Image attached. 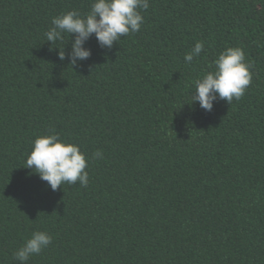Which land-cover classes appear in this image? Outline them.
Masks as SVG:
<instances>
[{"label":"trees","instance_id":"1","mask_svg":"<svg viewBox=\"0 0 264 264\" xmlns=\"http://www.w3.org/2000/svg\"><path fill=\"white\" fill-rule=\"evenodd\" d=\"M91 3L0 0V264L37 230L53 241L27 264H264V0H150L139 32L111 49L93 34L73 66L58 53L75 36L44 34ZM226 47L253 81L206 111L194 81ZM49 131L81 146L87 187L26 167Z\"/></svg>","mask_w":264,"mask_h":264},{"label":"clouds","instance_id":"2","mask_svg":"<svg viewBox=\"0 0 264 264\" xmlns=\"http://www.w3.org/2000/svg\"><path fill=\"white\" fill-rule=\"evenodd\" d=\"M150 7V0H92L90 10L81 13L77 9L67 11L52 18L50 29L45 32L47 42L53 45L63 42L65 35L75 39L71 43V52L66 55L59 48L61 61L66 58L75 66L79 61L87 60L91 49L85 47L90 37L95 35L103 49H111L122 37L139 32L144 23L143 11ZM204 42L197 41L184 60L191 63L204 50ZM215 69L203 73L194 81L195 91L192 103L199 102L206 111L213 109L217 100L228 103L239 101L253 81V63L246 59L242 47H226L214 60ZM92 159H103V152L96 151ZM88 158L81 146L53 131L38 136L32 150L26 158V167L38 174L53 190L65 184L87 187L89 173L86 170ZM53 237L47 231H34L22 246L13 253L20 264H27L31 257L39 255L52 243Z\"/></svg>","mask_w":264,"mask_h":264}]
</instances>
